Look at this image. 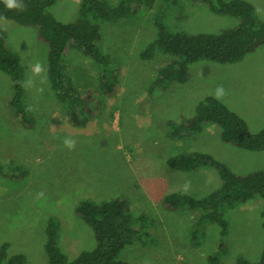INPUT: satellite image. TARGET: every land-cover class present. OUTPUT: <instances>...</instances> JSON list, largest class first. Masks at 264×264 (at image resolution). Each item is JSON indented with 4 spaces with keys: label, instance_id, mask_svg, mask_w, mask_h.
<instances>
[{
    "label": "rangeland",
    "instance_id": "374dc122",
    "mask_svg": "<svg viewBox=\"0 0 264 264\" xmlns=\"http://www.w3.org/2000/svg\"><path fill=\"white\" fill-rule=\"evenodd\" d=\"M248 1L264 20V0ZM80 2L58 0L52 12L71 21ZM140 3L119 22L101 23V47L111 59L108 75L117 81L114 95L103 92L101 68L93 59L73 45L64 56L67 85L91 93L92 113L85 126L72 124L68 108L52 90L47 46L38 40L35 28L1 19L9 46L22 60L25 95L23 114L16 116L9 105L14 82L0 69V163L5 169L0 175V245L8 242L10 254H24L27 264L47 263L46 227L51 217L60 224L59 246L70 258L95 248L93 231L75 209L83 199L99 202L116 197L128 199L134 213L145 216L149 235L126 246L111 264H237L238 257L260 258L264 198L229 209L224 238L218 224L197 230L196 211L169 210L163 198L177 190L205 196L221 183L213 168L173 169L167 158L178 153L209 151L237 173L264 167V150L248 151L222 142L217 125L175 141L166 137L168 121L193 116L197 103L215 95L218 86L225 89L220 99L244 115L252 131L261 129L264 48L233 64L195 62L185 82L153 86L158 68L173 59L164 52L141 57L156 36L155 20L172 31L217 32L234 26L237 19L215 14L192 0H155L152 7L147 1ZM66 138L75 141L74 148L65 146Z\"/></svg>",
    "mask_w": 264,
    "mask_h": 264
},
{
    "label": "trees",
    "instance_id": "16d2710c",
    "mask_svg": "<svg viewBox=\"0 0 264 264\" xmlns=\"http://www.w3.org/2000/svg\"><path fill=\"white\" fill-rule=\"evenodd\" d=\"M57 1L15 0L17 8L9 9L5 0H0V69L14 82L9 105L13 106L16 116L21 117L24 110L21 100L25 95L22 60L18 52L9 46L8 33L1 19H11L19 25L35 28L38 40L47 46V72L52 90L68 108L72 124L85 126L88 115L92 113L88 104L92 97L90 91L77 92L74 87L67 85L63 60L68 48L73 45L100 66L103 92L107 96L114 95L117 81L108 75L111 59L101 47V23H117L136 11L141 1H147L148 6L152 7L155 0H119L117 4L109 0H81L77 15L71 21H62L52 12ZM192 1L205 4L215 14L232 16L237 19V23L217 32H188L181 29L172 31L155 20L156 36L141 52V57L150 59L156 52H164L173 56V59L158 68L153 86L173 80L185 82L190 76V66L195 62L209 60L233 64L264 48V20L256 14L255 6L250 1ZM167 124L166 137L169 140L183 139L192 133L202 132L209 125H217L221 129L222 142L248 151L264 150V126L252 131L243 116L215 95L200 100L193 116L179 122L171 120ZM167 163L177 171L213 168L220 176L219 187L205 196L196 197L177 190L163 198V205L169 210L196 211L197 230L205 224L216 223L224 238L229 229L226 212L252 199L264 198V167L237 173L212 153L203 150H189L169 156ZM4 171L0 163V175ZM75 212L93 231L97 242L95 248L82 250L70 258L59 246L60 224L51 217L46 227V264H111L126 246L140 240L143 234L149 235L143 224L145 216L135 214L131 202L124 197L99 202L83 199ZM262 215L264 227V212ZM0 264L27 263L24 254H10L9 243L4 242L0 245ZM237 264H264V247L257 261L238 257Z\"/></svg>",
    "mask_w": 264,
    "mask_h": 264
},
{
    "label": "clouds",
    "instance_id": "9594fccd",
    "mask_svg": "<svg viewBox=\"0 0 264 264\" xmlns=\"http://www.w3.org/2000/svg\"><path fill=\"white\" fill-rule=\"evenodd\" d=\"M5 4L9 9L17 8L15 4V0H5ZM25 6H23L21 9H23ZM40 70L39 65L36 67V71L38 72ZM216 98L220 99L222 96L225 95V89L222 86H218L215 92ZM64 144L69 149H72L75 147V141L72 139L66 138L64 140Z\"/></svg>",
    "mask_w": 264,
    "mask_h": 264
},
{
    "label": "crops",
    "instance_id": "0c3cea01",
    "mask_svg": "<svg viewBox=\"0 0 264 264\" xmlns=\"http://www.w3.org/2000/svg\"><path fill=\"white\" fill-rule=\"evenodd\" d=\"M248 57H246V59H247ZM240 115H242L241 113H240ZM242 116H244V115H242ZM248 119V118H247ZM203 151H205V150H203ZM207 152H209V151H207ZM209 153H211V152H209ZM213 154V153H212ZM214 155V154H213ZM201 168H206V167H201ZM199 169V168H198ZM207 169H209V168H207ZM197 170V169H196ZM177 171V170H176ZM179 172H181V171H179Z\"/></svg>",
    "mask_w": 264,
    "mask_h": 264
}]
</instances>
